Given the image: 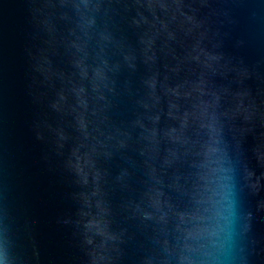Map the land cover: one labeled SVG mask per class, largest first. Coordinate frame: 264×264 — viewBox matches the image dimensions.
Instances as JSON below:
<instances>
[{"label": "water", "instance_id": "obj_1", "mask_svg": "<svg viewBox=\"0 0 264 264\" xmlns=\"http://www.w3.org/2000/svg\"><path fill=\"white\" fill-rule=\"evenodd\" d=\"M0 264H264V0H0Z\"/></svg>", "mask_w": 264, "mask_h": 264}]
</instances>
